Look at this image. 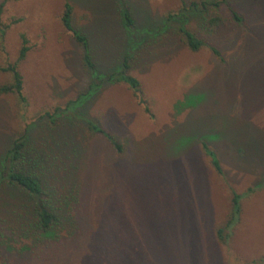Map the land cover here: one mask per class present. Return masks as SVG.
<instances>
[{"label":"rangeland","instance_id":"rangeland-1","mask_svg":"<svg viewBox=\"0 0 264 264\" xmlns=\"http://www.w3.org/2000/svg\"><path fill=\"white\" fill-rule=\"evenodd\" d=\"M119 2L136 25L129 37ZM65 3L90 42L94 77L61 23ZM1 5L0 86L11 82L3 69L16 61L22 37L28 51L17 64L26 105L0 94V172L24 136L40 162L35 177L67 201L56 205L61 230L44 241L28 231L33 203L1 175L0 264H264V172L247 162L264 153V0ZM183 7L184 26L203 43L196 52L178 32L179 20L163 23ZM125 54L138 94L123 82L103 85ZM90 78L103 86L85 93ZM83 118L122 152L89 132ZM233 193L241 196L238 221L221 240L216 232Z\"/></svg>","mask_w":264,"mask_h":264},{"label":"trees","instance_id":"trees-1","mask_svg":"<svg viewBox=\"0 0 264 264\" xmlns=\"http://www.w3.org/2000/svg\"><path fill=\"white\" fill-rule=\"evenodd\" d=\"M221 1L226 2V0ZM202 5L205 4L202 3ZM119 7L122 28L125 32V35L129 37L130 34H132L136 29V25L134 23V20L132 19L129 9L121 4V2H119ZM193 7H196L195 3H192L190 5V8ZM1 12L2 5L0 6V15ZM186 13V8L183 7V9L178 14L168 15L165 19H163V23L166 27H168L171 21L179 20L180 25L177 29L178 32L182 35L189 50L196 52L203 46V43L184 26V20L186 21ZM232 14L236 20H239V18L234 13ZM61 23L64 29L71 33L75 42L81 47L82 64L89 77H94L93 74L96 71V65L93 61L90 42L86 34L81 29H77L74 27L72 23V7L68 3H65L63 6ZM3 36L4 29L2 28L0 22L1 41L3 40ZM21 41V48L19 50L16 61L13 64H8L6 68L3 69V71H7L11 74V82L9 84L0 86V94H14L21 104L26 105L25 97L22 95V77L17 70V64L24 59L28 51V47L26 46L27 42L24 37L21 38ZM212 52L215 55L219 56V53L215 49H212ZM129 58H131V54H125L121 58H119V67L114 72H108L104 75L106 76V83L103 85L123 82L132 90L134 94H138L139 82L137 81V79L126 74L125 72V69L127 68L126 63ZM90 79L92 82L89 85L88 91H86L85 93L92 92V89L94 87L99 88L103 86L100 85L101 83L95 84V80L92 78ZM81 95H79L76 99H79ZM186 105L189 104L186 103ZM83 121L85 122L86 129L89 132H91L92 134L100 135L101 137L106 139V141L109 143V145H111L116 153L122 152L120 144L109 133L100 128L93 120H90L89 118H83ZM202 147L206 155L210 158L213 168L218 173H221V168L214 152L208 149L204 144L202 145ZM32 149L33 148L29 146L24 136H21L18 139L14 140L1 161L2 166L0 176L5 175L9 181L13 182L15 186L23 192L27 201L33 203L34 206L31 211L33 215V223L29 226L28 231H32L33 235H37V237L43 239L44 241L46 239L53 240L54 238H56V232L58 230H61L62 222H64L65 220L56 205L58 203L65 204L67 198L57 196V193L52 190L50 191L49 189H44L42 184L35 177L34 170L35 167H39L38 165H40V162L39 159L31 157L30 153ZM240 199V195L233 193L231 200L232 210L229 218L225 222L224 226L218 228L216 232L218 238L221 240L223 239V232L232 229V227L238 221V215L240 213ZM262 262L264 263V259L262 260Z\"/></svg>","mask_w":264,"mask_h":264},{"label":"crops","instance_id":"crops-1","mask_svg":"<svg viewBox=\"0 0 264 264\" xmlns=\"http://www.w3.org/2000/svg\"><path fill=\"white\" fill-rule=\"evenodd\" d=\"M257 155H253L252 158H248L247 162H251L260 172H264V153L260 156Z\"/></svg>","mask_w":264,"mask_h":264}]
</instances>
